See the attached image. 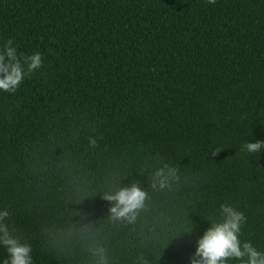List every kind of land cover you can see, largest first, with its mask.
I'll use <instances>...</instances> for the list:
<instances>
[{"label":"trees","instance_id":"16d2710c","mask_svg":"<svg viewBox=\"0 0 264 264\" xmlns=\"http://www.w3.org/2000/svg\"><path fill=\"white\" fill-rule=\"evenodd\" d=\"M8 39L43 61L0 90V210L32 264H191L222 203L264 252V150L241 151L264 141V0H0ZM133 183L144 207L113 219Z\"/></svg>","mask_w":264,"mask_h":264},{"label":"clouds","instance_id":"9594fccd","mask_svg":"<svg viewBox=\"0 0 264 264\" xmlns=\"http://www.w3.org/2000/svg\"><path fill=\"white\" fill-rule=\"evenodd\" d=\"M207 2L215 4L216 0H207ZM13 45L14 40L8 39L0 50V90L7 93H15L25 75L38 70L43 62L40 53L18 54L17 48ZM89 144L95 146L96 140L90 139ZM261 150H264V141L247 142L241 149L248 153ZM219 151V149L214 150L212 155L215 156ZM170 178L179 179L177 170L165 164L154 173L152 187L161 190L168 188ZM147 198V193L138 183L120 188L114 193H105L103 197L104 200L113 203L109 209L113 219H126L129 222L135 221L137 212L144 207ZM220 212L222 220L212 222L211 227L198 240V248L191 259V264H227L229 260H237L240 264H264V252L257 250L251 242H242L239 239L242 226L247 222L245 214L223 203L220 204ZM9 215L8 210H0V244L7 249L10 256V260H6L4 264H32L31 246L21 244L10 233L5 223ZM93 254L100 257L99 264H106L104 248H96Z\"/></svg>","mask_w":264,"mask_h":264}]
</instances>
